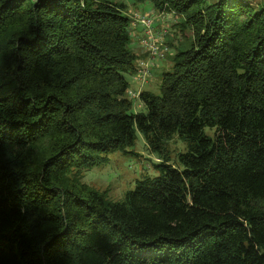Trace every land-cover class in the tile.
<instances>
[{
	"label": "trees",
	"instance_id": "1",
	"mask_svg": "<svg viewBox=\"0 0 264 264\" xmlns=\"http://www.w3.org/2000/svg\"><path fill=\"white\" fill-rule=\"evenodd\" d=\"M132 1L192 33L145 113L124 3L0 0V264H264V0ZM136 131L158 176L112 201L84 170Z\"/></svg>",
	"mask_w": 264,
	"mask_h": 264
},
{
	"label": "rangeland",
	"instance_id": "2",
	"mask_svg": "<svg viewBox=\"0 0 264 264\" xmlns=\"http://www.w3.org/2000/svg\"><path fill=\"white\" fill-rule=\"evenodd\" d=\"M110 1L124 3L127 15L130 19L134 17V21H136L138 14L150 16V10L153 9L149 3H135L132 0ZM155 14L157 20L153 23V30L162 36L164 43L169 48L168 51L162 56L150 59V56L143 52L144 48L141 44L143 26L136 22L130 49L137 56L136 61L138 59L147 61L150 76L143 84L135 81L134 75L131 73H124L123 77L129 83V90L137 93L144 90L158 96L160 95V83L164 73L171 71L174 55L192 39V33L184 26L180 28L183 19L179 15L159 11H156ZM136 61L135 65H137ZM130 99L133 102L134 111L145 113V107L138 97ZM167 143L170 163H176L178 161L177 155L187 150L186 142L175 133ZM160 161L161 159L158 158L157 154L149 150L141 133L136 131V140L132 146L122 151L113 152L108 155L105 161L85 169L83 182L98 191L105 192L108 199L119 201L125 193L134 189L136 181L145 177L158 176V170L155 166Z\"/></svg>",
	"mask_w": 264,
	"mask_h": 264
},
{
	"label": "built area",
	"instance_id": "3",
	"mask_svg": "<svg viewBox=\"0 0 264 264\" xmlns=\"http://www.w3.org/2000/svg\"><path fill=\"white\" fill-rule=\"evenodd\" d=\"M155 19V16L151 15H137L136 21H139L143 25L144 29V37L141 39V44L143 46V52L147 53L150 56V59H154L157 56H162L165 54L166 51H168V47L163 41V38L161 35H158L151 26L153 20ZM134 17L131 18L130 22V28H131V36L134 35ZM137 65H135V71L133 72L134 80L140 82L141 84L145 83L150 76V69L148 68V63L145 60L138 59L136 61ZM140 93V91H139ZM139 93L133 91V90H127L126 96L128 98H139Z\"/></svg>",
	"mask_w": 264,
	"mask_h": 264
},
{
	"label": "bare ground",
	"instance_id": "4",
	"mask_svg": "<svg viewBox=\"0 0 264 264\" xmlns=\"http://www.w3.org/2000/svg\"><path fill=\"white\" fill-rule=\"evenodd\" d=\"M155 9H151L150 11H151V15H153V16H155V19L153 20V22H152V24H151V26L153 27V23L156 21V14H155V12L156 11H154ZM138 15H144V14H138ZM136 22H138V23H140L139 21H136ZM135 22V23H136ZM141 24V23H140ZM142 25V24H141ZM143 26V25H142ZM135 28V27H134ZM133 28V31H135V29ZM144 37V29H143V35H142V37L141 38H143Z\"/></svg>",
	"mask_w": 264,
	"mask_h": 264
},
{
	"label": "crops",
	"instance_id": "5",
	"mask_svg": "<svg viewBox=\"0 0 264 264\" xmlns=\"http://www.w3.org/2000/svg\"><path fill=\"white\" fill-rule=\"evenodd\" d=\"M157 20V19H156Z\"/></svg>",
	"mask_w": 264,
	"mask_h": 264
}]
</instances>
